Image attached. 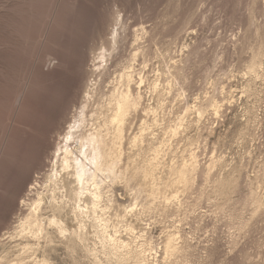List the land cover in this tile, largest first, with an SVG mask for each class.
<instances>
[{"label":"rangeland","instance_id":"rangeland-1","mask_svg":"<svg viewBox=\"0 0 264 264\" xmlns=\"http://www.w3.org/2000/svg\"><path fill=\"white\" fill-rule=\"evenodd\" d=\"M131 63L143 78L141 108L155 109L139 112L134 132L145 121L144 139L162 146L157 176L183 163L195 171L177 199L155 200L154 213L136 204L137 234L116 228L132 248L138 228L160 252L173 239L180 250L165 264H264V0H0V264H41L46 245L26 256L15 245L20 201L85 101L94 106ZM119 184L110 193L133 207L134 190ZM56 246L45 253L51 264H90Z\"/></svg>","mask_w":264,"mask_h":264},{"label":"bare ground","instance_id":"bare-ground-1","mask_svg":"<svg viewBox=\"0 0 264 264\" xmlns=\"http://www.w3.org/2000/svg\"><path fill=\"white\" fill-rule=\"evenodd\" d=\"M259 55L260 53L255 56L253 66ZM131 57V60H134L136 54ZM129 65L118 72L114 82L110 81L114 85L112 88L109 87L111 90L107 91L108 93L99 92L94 106L88 107L85 101L80 108L81 111L78 112V117L62 134L52 155L48 172L41 181L34 179L30 183L27 195H24L25 197L20 201L18 207L20 213L18 217L15 216L16 226L14 225V229L12 227L17 242L15 245L21 246V255L34 253L33 245H46L47 249L42 248L41 259L38 257L39 262L51 264L50 257L45 255L46 250L53 252L56 250V245H62L71 259L76 251L80 250L89 259L90 264H160L158 257L161 253H163L161 257L164 255L162 263L165 264L168 258L179 253L180 249L175 246L174 240L169 238L164 241L161 252L155 250L152 244L146 245L147 234L144 237V231L139 230L140 228L138 233H142L135 236L138 241L133 248L129 246L130 243L124 239L125 237H122V228L130 235L137 234L135 231L137 224L132 223L136 222L135 218L138 216L135 212L136 204L141 205L143 213L146 210L153 212L150 208L152 206L155 208L153 204H156L154 202L157 198H162L164 202L168 201L166 204L177 199L179 190H187L190 187L191 176L195 171L192 164L183 163L167 166L165 177L157 176L158 170L162 167L159 168L158 159L162 146L157 147L154 139L153 142L144 139L145 132L149 128L145 121H142L134 132L139 112L151 114L155 109L141 108L143 78L136 74L138 79L135 81V70L132 63ZM179 72L178 70L175 72L178 79L183 77ZM183 90L182 88V94ZM92 94H89L88 103L93 97ZM210 105L214 115L217 116L219 113L217 102L212 100ZM187 111L188 107L185 106L184 115ZM196 111L201 115L200 109ZM182 124L183 117L178 120L169 134L174 137ZM127 137L130 138L126 139ZM145 142L147 153H151V158L148 160H144L143 157L146 152L143 149ZM125 145L128 146V153ZM139 159L142 163H138ZM117 184H123L122 186L125 184L126 187H131L130 191L134 190L133 207L130 202L122 206L119 202L120 195H115V190L114 193H110L116 189L113 187ZM169 209L163 210L168 212ZM162 212L161 215L165 214ZM167 214L169 213L165 215ZM116 224H122L119 225L122 231L116 228ZM132 238L131 240L134 239ZM90 245H99V247L92 248ZM78 255L80 256V253Z\"/></svg>","mask_w":264,"mask_h":264},{"label":"snow or ice","instance_id":"snow-or-ice-1","mask_svg":"<svg viewBox=\"0 0 264 264\" xmlns=\"http://www.w3.org/2000/svg\"><path fill=\"white\" fill-rule=\"evenodd\" d=\"M2 155V153H0ZM10 160H14L17 164H27L28 160L23 158L22 155H11L9 156ZM11 193L9 192L8 195ZM6 196H5V186L0 185V204H3L5 201ZM260 223H264V217L261 218ZM212 264H219V259L213 260ZM226 264H231V261H226Z\"/></svg>","mask_w":264,"mask_h":264}]
</instances>
